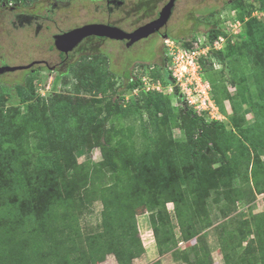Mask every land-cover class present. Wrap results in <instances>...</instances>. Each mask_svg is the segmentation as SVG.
<instances>
[{
  "label": "trees",
  "instance_id": "16d2710c",
  "mask_svg": "<svg viewBox=\"0 0 264 264\" xmlns=\"http://www.w3.org/2000/svg\"><path fill=\"white\" fill-rule=\"evenodd\" d=\"M240 8L238 19L246 23V27L249 25L241 43L249 45L253 52L257 65L253 77L261 103L255 104L258 123L251 125L247 132L241 131L243 138L237 141L229 136L225 124L210 122L189 105L184 107V98H179L180 105L175 112L163 94L144 90L141 79L134 77L127 78L125 90L140 88L135 101L132 99L123 107L126 91L118 90L119 97L107 105L106 115L95 121L98 128L90 140L91 146L96 145L102 151L103 161L98 163H79L77 158L83 149H91L84 137L77 140L76 136L87 127L78 125L79 114L90 115L92 119L93 112H84V106L71 100L63 104L59 115L69 117V126L66 127L61 119L54 122V118L48 117L44 111L36 112L35 105H31V111L18 123L21 126L15 150H5L8 140H2L1 136L10 130V126L7 116L1 111L0 264H100L109 255H114L118 264H133L146 253L137 224L136 211L140 208H145L150 214L160 256L173 254L175 259L181 257L185 264H213L206 246H193L190 251L182 252H177L176 248L182 242L200 237L201 224L207 215H199V212L208 209L212 194L220 193L221 188L226 187L234 189L237 196L242 195L241 190L234 186L238 182L237 174L241 171L240 180L247 182L248 170L252 168L256 177L261 164L258 156L251 161L249 148L264 150V141L259 135L264 133V23L255 18L246 20L254 10L253 3L241 4ZM259 9L264 11V0H259ZM206 29L203 35L210 43L219 35L227 37L222 50H212L208 59L201 61L205 78L210 81L208 76L216 72L224 74L225 68L221 66L218 70L217 64L227 65V53L237 44L218 24L207 25ZM258 36H262V42L253 44ZM177 42L189 46L188 43ZM103 59V56H84L70 66L68 76H77L85 65L95 66ZM163 70L169 77L154 73L153 80L159 81L157 78H160L174 86L169 69ZM108 73H103L105 78L102 80H106L107 75L112 77ZM24 91L26 95L34 93L33 89L26 87ZM212 96L215 100L213 92ZM134 113L139 116L141 142L144 143L140 149L134 125L121 129L114 126L118 118H128ZM144 114L148 115L147 119H144ZM175 128H180L184 134L185 140L181 144L173 138ZM113 129L117 131L115 134ZM30 134L37 140L33 147L28 139ZM226 136L229 144L234 142L237 145L235 149L241 154L238 165L245 167L246 171L238 165H234L236 171L231 169L233 166L220 140ZM216 137H219L217 141ZM42 149L44 153L38 154ZM33 152L38 154L35 160L32 159ZM217 162L219 167L215 169L214 163ZM257 188L260 189L259 194H264V179H257ZM237 196L228 199L233 204V215L227 216L229 227L227 232H223L228 240L219 236L223 258L226 264H264V225H260V216L254 219L257 240H249L243 253L239 252L243 238L246 239L243 229L247 221L241 226L236 223L235 219L242 216L235 205L240 198ZM96 201L103 205L101 224L96 231L85 235L81 218L85 213H91V206ZM169 203L176 205L173 214L167 210ZM196 217L201 218V222H195ZM215 218L217 221L219 215ZM175 221L180 229L177 241L174 238ZM215 228L222 231L224 225L217 223ZM151 264L162 262L156 260Z\"/></svg>",
  "mask_w": 264,
  "mask_h": 264
},
{
  "label": "rangeland",
  "instance_id": "374dc122",
  "mask_svg": "<svg viewBox=\"0 0 264 264\" xmlns=\"http://www.w3.org/2000/svg\"><path fill=\"white\" fill-rule=\"evenodd\" d=\"M1 1L2 0H0V3ZM5 1L13 2L14 0ZM15 1L18 2L20 0ZM32 1L33 0H30L28 3ZM139 1L140 0H125L126 6L124 8L114 10L109 14V10L104 2L73 0L69 8L65 11V14H61V17L60 15L56 16L58 26L60 30L66 32L87 24L110 23L127 32H132L136 28L154 19L164 4L168 2V0L155 1L152 5L155 6L149 12V14L152 15L149 19L145 18L144 10H141L142 6L139 4ZM235 1L236 3L238 2V4H234ZM250 2L254 4V10L250 16H246V20L255 18L264 23V11L259 9V0H180L176 4L172 19L167 28L163 31V33H168L170 35L167 39H163L160 35L155 34L148 39L136 43L131 48H126L121 42L109 39L100 41L98 49L86 56H103V61L96 62L95 66L90 64L85 65L86 67H84L77 76L60 77L57 72L50 71L41 72L39 74L17 71L3 76L0 78V114L1 111H3L8 118L10 126V130L1 136L2 140H8L5 150L7 148L15 150L17 146V132L18 128L21 126L18 125V123L22 116L24 117L31 111V105H35L34 110L36 112L44 111L48 117L51 119L54 118V122H57L59 118L65 123L66 127L69 126L67 124L69 122V117L65 118L64 114H59L63 109V104L68 103L70 100L72 103L84 106V112H86V110H91L93 112L92 119L90 115L84 116L79 114L78 125H87V127H84L83 131L76 134V136H78L77 140L84 137L89 146H91L92 141L90 137L94 135L95 128H98L95 121L106 115L107 105L114 101L116 97H119L117 95L119 92L118 90H120V92L123 90L124 92L126 91L123 96L125 100L123 102V107L127 106L132 99L135 101L139 93L138 90L140 88L125 90L127 79L124 80L121 76L125 68H128L131 73L130 79L134 77L137 80H149L154 78L152 75L154 73H159L164 78L169 77L161 67L163 62L162 48L165 47V41L172 39L190 45L194 36L204 37L203 33L206 32L207 25L213 26L215 24H218L224 31H227L228 36H232V40L234 39L237 45L234 50L227 53V65L223 66L217 64L218 70H220L221 66L225 68L224 74L216 72V74L208 76L210 77L211 82L209 81V84L215 97L214 101H216L217 110L214 116L218 119H211L209 117L206 119L210 122L214 120L225 124L227 133L234 138L233 140L237 141L238 138H243L241 131L250 129V126L256 121L258 123L255 116V114H257L255 104L258 102L261 103L258 88L255 84L256 80L253 77L255 67L257 66L255 58L253 52L249 50V45L243 46L244 43H241L245 38L243 34L249 25L246 27V23H242L241 20L238 19V15L242 11L240 5L242 4L245 6ZM152 6H149V9L152 8ZM55 31L54 29L53 32ZM30 40L31 38L29 39L27 37L25 31H13L9 26H7L6 29L0 28V47L3 50V54L9 56L11 63H14L11 65H15V67L26 65L32 60L40 58H46L53 64L58 59L56 52H54V54H49L46 50L39 51V49L33 48V43H31ZM261 42L262 36H258L253 44H260ZM84 45H86L85 42L81 49L85 48ZM11 57H14V59ZM81 59L82 58L75 56L70 61L75 60L78 62ZM77 68L79 69L81 67L78 66ZM105 71H108V74H112V77L107 75V79L102 80L105 78L103 77ZM157 80L161 83V85L158 86L161 90L160 93L171 103L174 111L178 112L177 108H179L180 101L179 97L175 96V85H170L166 80L163 81L160 78H157ZM149 83L150 86H155L151 85L152 83L150 81ZM154 84H156V82ZM24 87L28 90L33 89L34 93L29 92L26 95ZM104 88L108 90L105 92L103 91ZM142 88L144 89V85H142ZM179 92L182 95L180 89ZM147 117L148 115L144 114V119H147ZM88 119L90 121H88ZM118 119L119 120H116L117 123H114L116 129L127 128L131 125L135 126L137 129V146L140 149L144 143L141 142L142 137L140 134L139 116L134 113L128 118L120 117ZM73 123L75 122L73 121ZM109 126L111 128V125ZM115 132L117 131L114 130L113 134H115ZM172 133L174 140L178 144H181L182 141L184 142V134L180 128L173 129ZM221 135L223 134H220V136ZM246 135H248V133ZM259 135L261 139H263L261 141H264V133ZM216 138L215 141L219 139V137ZM28 139L31 147L37 143L36 136L34 135L30 134ZM220 140L224 145L222 149L227 153L226 156L233 166L231 169L236 171L239 161L241 162V154L238 149H235L237 145L234 142L229 144L227 136L220 137ZM95 146L96 145L91 146V149L88 151L86 149L80 151L77 154L78 162L84 163L86 161H93L98 163L103 161L101 149ZM249 149L251 161H255L257 156L261 161V164L258 166V176L255 177L254 171L250 168L248 170L249 179L247 182H243L240 180L241 168H238L240 173L237 174L235 172L237 177L239 176L237 179L238 185L234 184V186L241 190L242 195L239 194L237 196V193L233 191L234 189H227L226 187L224 189L221 188L220 193L212 194L208 209H202V211L199 212V215H207V218L204 219V224H201L202 232L200 231V237L186 243H180L176 248L177 252L190 251L193 246L197 248L206 246L210 251L213 264H226L222 255L219 236L221 239L228 240L223 236V232H227L230 223L229 217L227 216L233 215L231 211L233 204H231L228 199L236 196L240 198L237 199L239 201L235 203V205L238 208V212L242 214L240 218L235 219L236 223L240 226L242 223H246V221L248 223V226L246 225L247 223L244 224L246 227L243 230L245 231L246 239L243 238L242 247L239 248V252L243 253L249 240H254L253 242L257 240L255 234L256 230L254 231V219L260 216V225H264V194H259L260 189L258 190L257 188V179L261 181L264 179L262 175L264 174V172L262 173L264 170V150L261 148H253V146H250ZM211 152L214 153V150ZM43 153L44 149L38 152V154ZM38 154L33 152L32 159L35 160ZM231 159H233L234 162H232ZM234 165H236V167ZM218 167L219 163H214V168L217 169ZM238 167L243 166L238 165ZM243 170L246 171L245 167H243ZM107 175L110 176V173H107ZM215 192L217 191L215 190ZM218 194L221 195L222 198H220ZM1 203L2 201L0 200V205ZM102 210V203L96 201L91 206V213L87 212L82 216L81 226L85 235L96 231L99 227L101 224ZM167 210L173 214L176 210V205L174 203H169L167 205ZM136 214L140 237L146 249V253L141 258L135 260L133 264H151L156 260H160L162 264H185L180 259L181 257L175 259L173 254L160 256L151 225L150 214L145 208H140L136 211ZM217 214L219 215V221H216L215 218ZM196 216H198V214ZM198 219L199 218L196 217L195 222H201V218ZM217 223L223 224L224 230H216L215 227ZM174 225V238L177 241L180 237V229L178 222L175 221ZM239 239H241V237ZM171 244H176V242H171ZM100 264L118 263L114 255H109L106 261Z\"/></svg>",
  "mask_w": 264,
  "mask_h": 264
},
{
  "label": "flooded vegetation",
  "instance_id": "af4514ba",
  "mask_svg": "<svg viewBox=\"0 0 264 264\" xmlns=\"http://www.w3.org/2000/svg\"><path fill=\"white\" fill-rule=\"evenodd\" d=\"M28 1L30 0H20L18 2L15 0L13 2H7L5 0H2L0 3V28L6 29V27L9 26L13 31L15 30L25 31L27 37L29 39L31 38L30 42L33 43L32 44L33 48L35 47L39 49V51L46 50L47 53L49 54H54V52H56L58 59L53 64H51L50 61L46 58H40V59L32 60L30 63L26 65L16 66V67L32 66L29 69L21 70L22 72H28V73L31 72L32 74H39L41 72L50 71V72H57L60 77L63 76L67 77L70 66L76 64L75 61L76 58L75 60L70 61L73 57L77 56L79 58H82L89 53H93L98 49L100 41L108 40L106 38L90 37L85 39L74 51L65 54L59 51L56 47V37L58 35L65 33L64 31L59 29L58 20L56 16L60 15L61 17V14L63 13L65 14V11L69 8L73 0H33L32 2L29 3ZM90 1L104 2L105 6L109 10V14H111L114 10H120L126 6L125 0H90ZM155 1L157 2V0L139 1V4L142 6L141 10H144L145 18L150 19V17L152 16L149 14V12L155 6V5L152 6ZM169 1L170 0H168V2ZM179 1L180 0H177L175 3L170 20L173 17L176 4ZM168 2H166V4ZM166 4H164V6L158 12L157 16L151 21H154L160 17V13L163 10V8L166 6ZM149 6H152V8L149 9ZM107 24L113 25L110 23ZM168 24L163 29H161L159 33H157V35H160L163 39L165 35H169L168 33H163V31L167 28ZM54 29L56 30L55 32H53ZM84 42L86 44L84 45L85 48L81 49L83 47ZM117 42H121L126 48H131L135 45L134 44L132 46H129L128 41H117ZM0 49H1L0 70L7 67L15 68V65H11L14 63H11L9 59L10 57L3 54V50L1 47ZM162 57H163V62L161 67L163 69H168V62L166 61L165 58L166 57L165 47L162 48ZM11 58L14 59V57ZM11 73H15V72L0 71V78H2L5 75H9ZM121 76L124 80H126L128 77L130 78L131 73L129 72V69L125 68ZM0 83H1V79H0Z\"/></svg>",
  "mask_w": 264,
  "mask_h": 264
},
{
  "label": "built area",
  "instance_id": "2783aa9c",
  "mask_svg": "<svg viewBox=\"0 0 264 264\" xmlns=\"http://www.w3.org/2000/svg\"><path fill=\"white\" fill-rule=\"evenodd\" d=\"M227 33V31H225ZM227 43L225 34L219 35L213 43L208 42L204 37H196L189 46H184L175 40L168 39L165 41L166 57L169 59L168 69L175 80L182 96L190 107L199 115L215 118L216 103L212 96V88L209 80L205 78L201 61L208 59L212 50L220 51ZM149 81L152 83L150 86ZM151 79L141 80L146 91L160 92L161 83ZM156 82V84H154ZM150 86V87H148ZM139 91V90H138Z\"/></svg>",
  "mask_w": 264,
  "mask_h": 264
},
{
  "label": "water",
  "instance_id": "95a60500",
  "mask_svg": "<svg viewBox=\"0 0 264 264\" xmlns=\"http://www.w3.org/2000/svg\"><path fill=\"white\" fill-rule=\"evenodd\" d=\"M176 1L177 0H170L161 11L159 18L138 27L132 32L124 31L117 26L109 24L92 23L58 35L56 37V47L59 51L67 54L74 51L85 39L90 37L106 38L113 41H128V45L132 46L142 40L148 39L152 35L159 33L161 29L168 24ZM167 38H169V35L164 36V39ZM30 67L32 66L15 68L7 67L1 69L0 71L16 72L29 69ZM171 82L175 83L173 79H171ZM174 90L175 95L180 99H183V96L180 94L177 86L174 87ZM183 105L184 107H187V103L185 101H183Z\"/></svg>",
  "mask_w": 264,
  "mask_h": 264
}]
</instances>
